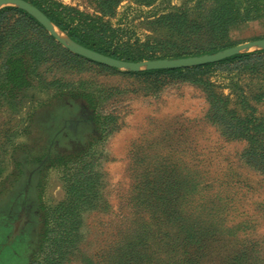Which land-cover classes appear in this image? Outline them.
I'll return each instance as SVG.
<instances>
[{
    "label": "rangeland",
    "instance_id": "374dc122",
    "mask_svg": "<svg viewBox=\"0 0 264 264\" xmlns=\"http://www.w3.org/2000/svg\"><path fill=\"white\" fill-rule=\"evenodd\" d=\"M40 1L99 15L88 0ZM192 1L124 0L102 21L151 60L264 40L259 20L231 27L219 46L155 31V18ZM11 9L36 21L0 7V264H229L236 255L264 264V169L249 156L264 146L262 74L111 68L41 26L44 41ZM215 101L235 116L233 130L212 120Z\"/></svg>",
    "mask_w": 264,
    "mask_h": 264
},
{
    "label": "trees",
    "instance_id": "16d2710c",
    "mask_svg": "<svg viewBox=\"0 0 264 264\" xmlns=\"http://www.w3.org/2000/svg\"><path fill=\"white\" fill-rule=\"evenodd\" d=\"M27 1V0H25ZM37 7L58 29L64 32L67 37L78 45L96 51L102 55L122 61H142L151 60L153 57L143 52H137L135 42H131L130 37L121 34L119 29H113L102 21V18L109 15L114 7L124 0H88L98 16L88 17L79 14L74 16L64 7L56 6L54 3H42L40 0H29ZM137 5H153L156 0H129ZM8 10H3L6 12ZM9 11L16 12L25 19L24 23L30 24L32 31L36 32L42 39L45 36L43 28L39 23L15 9ZM29 19V20H28ZM264 21V0H195L191 6L182 10L167 13L155 18L151 25L155 26L157 32L165 31L179 42H185L195 38L199 41H208L214 46H219L227 31L241 23L247 21ZM1 24V13H0ZM160 36L161 34H157ZM43 43V42H42ZM217 43V45H216ZM47 45V44H46ZM59 49V47H58ZM70 63L79 61V57L64 52ZM81 60V59H80ZM83 60V59H82ZM83 62H87L84 60ZM212 68L226 69L230 71L249 70L250 72H260L259 83H264V51L251 53H241L224 59L216 63H210L189 68H178L168 70H150L144 75L159 78L180 79L185 75L207 72ZM222 102L215 101L211 106V118L217 121L226 130L235 128L234 115H229L225 111ZM238 130V129H237ZM249 156H253L255 166L264 169V146L257 145L251 148ZM229 257V256H228ZM227 258L229 264H246L245 258ZM236 260H238L236 262Z\"/></svg>",
    "mask_w": 264,
    "mask_h": 264
},
{
    "label": "water",
    "instance_id": "95a60500",
    "mask_svg": "<svg viewBox=\"0 0 264 264\" xmlns=\"http://www.w3.org/2000/svg\"><path fill=\"white\" fill-rule=\"evenodd\" d=\"M5 5H14L27 11L49 33L51 37H53L59 44H61L65 49H67L71 53L115 69L137 72L140 69L168 70L178 68H189L222 61L241 52H244L250 47H260L264 50V40H257L226 48L222 51L213 54L177 59H158L142 62H126L102 55L86 47L77 46L64 41L57 35L49 19L39 9L24 0H0V7Z\"/></svg>",
    "mask_w": 264,
    "mask_h": 264
},
{
    "label": "bare ground",
    "instance_id": "6f19581e",
    "mask_svg": "<svg viewBox=\"0 0 264 264\" xmlns=\"http://www.w3.org/2000/svg\"><path fill=\"white\" fill-rule=\"evenodd\" d=\"M57 33V32H56ZM57 35H58V33H57ZM59 36V35H58ZM60 37V36H59Z\"/></svg>",
    "mask_w": 264,
    "mask_h": 264
}]
</instances>
